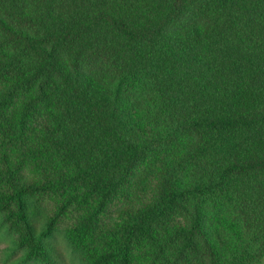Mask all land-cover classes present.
I'll return each mask as SVG.
<instances>
[{
    "label": "trees",
    "instance_id": "16d2710c",
    "mask_svg": "<svg viewBox=\"0 0 264 264\" xmlns=\"http://www.w3.org/2000/svg\"><path fill=\"white\" fill-rule=\"evenodd\" d=\"M12 264L264 260V0H0Z\"/></svg>",
    "mask_w": 264,
    "mask_h": 264
},
{
    "label": "rangeland",
    "instance_id": "374dc122",
    "mask_svg": "<svg viewBox=\"0 0 264 264\" xmlns=\"http://www.w3.org/2000/svg\"><path fill=\"white\" fill-rule=\"evenodd\" d=\"M53 242L61 252L63 259L61 264H82L79 255L73 252L65 242L61 231H57L55 233ZM13 249L11 236L5 231L3 227L0 226V264H12V259H15L19 255V252H16ZM260 264H264V260Z\"/></svg>",
    "mask_w": 264,
    "mask_h": 264
}]
</instances>
